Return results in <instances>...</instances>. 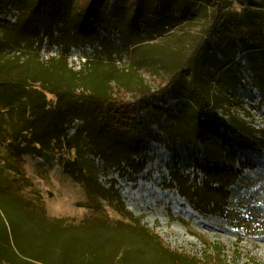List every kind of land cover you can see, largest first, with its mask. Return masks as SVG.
I'll return each instance as SVG.
<instances>
[{"label":"rangeland","instance_id":"1","mask_svg":"<svg viewBox=\"0 0 264 264\" xmlns=\"http://www.w3.org/2000/svg\"><path fill=\"white\" fill-rule=\"evenodd\" d=\"M221 1V11L234 23L258 18L264 22V0ZM214 3L186 0L176 23L149 34L121 12L106 30H95L78 25L73 12L69 17L71 11L64 19L62 10L42 13L44 7L37 8V0H0V61L36 68L39 62L54 59L40 67L60 75V81L54 79L49 86L58 91L72 73L76 79L70 89L90 96L70 104L68 142L53 140L52 132L45 134L40 128L37 133L46 138L42 145L32 144L19 129L25 118L23 106L10 108L12 104L0 100V190L4 196L16 192L24 205L45 215L48 225L64 230L91 227L96 237H108L116 229L125 234L112 245L97 238L94 248L101 255L97 264H264V89L245 68L242 42L227 39L212 52L226 60L235 76L232 82L225 75L221 79L226 101L217 114L229 130L242 128L225 134L223 145L211 134L204 137L209 148L226 150L217 159L218 167L225 168L219 174L207 177L201 168L204 146L194 139L197 113L188 108L186 95L196 56L183 65L214 15ZM23 20L27 21L22 27ZM243 24L242 33L248 34L250 25ZM253 24L264 34V24ZM212 53L204 52L209 58ZM182 67L180 88L168 92L164 101L168 106L177 104L173 114L184 111L189 137L183 143L169 123L153 124L146 131L150 137L142 134L146 140L137 143L131 132L110 130L96 119L93 111L99 101H94L108 96L129 99L135 91L159 93ZM211 70L213 76L216 71ZM15 76L1 82L19 81V74ZM218 78L216 74L209 79L210 95H219L213 91ZM44 94L55 102L54 95ZM155 98L147 107L160 104L162 98ZM142 113L146 115L145 110ZM64 167L73 169L74 176ZM173 178L184 181L190 192L180 191ZM183 193L198 196L194 204L198 211ZM0 208V238L25 246L41 241L28 218ZM52 235L59 236L58 231L46 235L51 245L46 251L57 262ZM61 250L66 253V246ZM0 264L23 263L5 254L0 243Z\"/></svg>","mask_w":264,"mask_h":264},{"label":"trees","instance_id":"2","mask_svg":"<svg viewBox=\"0 0 264 264\" xmlns=\"http://www.w3.org/2000/svg\"><path fill=\"white\" fill-rule=\"evenodd\" d=\"M43 0H37L38 6H43L44 12L48 13H61L65 12V16L71 17L72 12L74 13V20L78 25H87L95 30H106L110 25L116 20L115 16L120 13L128 17L130 22L137 24L142 28L143 32L154 33L157 27H161L162 32L165 30L166 26H172L177 22L178 18L176 15L178 13L181 15L183 12V5L186 0H46L44 4H41ZM215 1V13L212 19L207 24V29L204 31L201 38H197L190 50V57L183 65H188L189 61L194 58L196 63L192 65L193 73L190 78V85L188 87V101L190 103V108L192 111H196V130L194 139L198 142L201 141L202 146H204V151L201 157L204 160V165L201 167L207 173L208 177L211 174H219V169L225 170V168H219V163L217 161L218 157L225 154L226 150H217L215 148L208 146L204 137L209 136L215 137L222 144L224 140H227L226 135L231 127L225 125L223 118L218 116L217 110L225 103L226 99H222L221 96L222 89L224 88V82H221L222 77L225 75L229 82L235 80L234 72L231 66L226 64V60H219L212 53L215 49V45H219L223 41L229 40L228 43H234L232 38L238 39L243 44V51L245 54V68L252 75V80L258 82V86L264 89V34L261 29H256L255 24L259 23L262 18L249 19L243 23L232 22L227 18L226 13L221 11L222 1ZM42 11V9H41ZM27 20H30L28 18ZM27 20L22 21V27ZM34 23V21H28V23ZM242 24L250 25L247 33H242ZM26 26V25H25ZM106 26V27H105ZM121 29V28H114ZM145 29V31L143 30ZM264 30V28H263ZM204 52L212 53L213 56L205 55ZM213 57V58H212ZM200 59V61H198ZM54 59L48 60L44 63L39 62L36 68L20 67L18 62L6 61L3 63L0 61V100L7 102L10 108H17L18 106H23L25 110V118L20 120L19 129L22 133H27L31 137L30 141L32 144L42 145L45 141V137L41 136V133H37L40 128L45 134L52 132L53 140L68 142L67 129L65 125L68 123L70 118V113L68 112L71 107V103L75 100L86 99L88 100L90 96H85L83 92H79L77 89H70L74 79V75L70 73L69 81L65 83V86L57 87L58 91H54L51 86L50 81L56 79L60 81L58 73H49L48 69H41V66H47L52 63ZM10 65V67H6ZM211 64V66H210ZM177 71L173 74L165 83V86L160 90L159 93L152 92H132L131 98H120L108 96L102 97L99 103L96 105L93 113L100 124L107 126L110 130H119L121 132L129 131L132 136L136 138L137 143L144 142L145 135L150 137V133L146 134L148 128L153 124L169 123L175 135L179 137L180 142L183 143L182 139L189 137V134L185 132L183 126V109L176 111L173 114V109L176 108L177 104L168 106V103L164 101V97L170 91L180 88V75L184 71ZM211 68L216 72L214 75L218 74L217 83L218 86L214 94L209 93V79L214 78L211 75ZM38 69V70H37ZM40 69V70H39ZM231 73V74H230ZM15 74H19V81L2 83L1 78L16 77ZM41 77L40 80L36 78ZM16 79V78H15ZM10 82V83H9ZM44 91L55 96V102L50 103L46 100ZM155 97H160V104L154 107H147L150 102L155 100ZM177 99V98H176ZM15 103V104H14ZM104 103V105H103ZM154 104V103H153ZM103 105V106H102ZM69 107V109H67ZM145 110L146 115L144 116L142 111ZM69 114V115H67ZM147 118H151L150 123L145 122ZM233 123H235L233 121ZM173 124V125H172ZM235 125V124H234ZM241 127H235L231 133H235L236 130H241ZM145 134V135H142ZM135 143V142H133ZM216 143V142H215ZM223 145V144H222ZM195 152V151H194ZM196 153V152H195ZM64 172L70 173L74 176V171L65 169ZM180 185V191L186 190L190 192V188L185 184V182L180 181L178 178H173ZM104 195H109L108 192H103ZM2 189L0 190V207H4L6 210H13V212L21 213V216L25 221L32 223L36 232L41 235L39 242L34 241L32 246L28 244H16L14 241H9L7 237L0 238V243H2V248L4 253L10 255V257L20 260L23 264H27L26 258H31L34 260L32 264H67L68 261L74 264H97V261L101 258L98 251L94 247L97 244V238H104L105 245H112L114 241L121 238L123 234L121 231L116 229V233L103 237H96L94 233L97 231L93 230L91 227H71L66 230L56 227L54 224L48 225L46 223L45 215L36 210H31L16 196V192L10 193L8 196H4ZM189 201V204L193 210L198 211L194 204L198 203L199 198L191 193H183ZM119 205L122 203L120 199L118 200ZM1 209V208H0ZM123 210V209H121ZM24 216V217H23ZM14 217V216H13ZM16 221H20L19 218L15 217ZM58 231L59 236L54 237L52 235L53 250H56L57 262H53L49 259L46 247H51L46 239V235L49 236L50 232ZM100 231V230H98ZM46 233V234H45ZM125 237V236H124ZM122 239V242L125 239ZM154 238V239H153ZM151 239L157 243L155 237ZM66 246V253L62 252L61 247ZM16 250L14 253L12 249ZM9 252V254L7 253ZM220 256V254H217ZM59 258V261H58ZM217 263V257H215V262Z\"/></svg>","mask_w":264,"mask_h":264}]
</instances>
